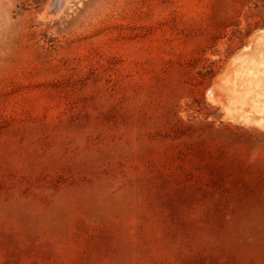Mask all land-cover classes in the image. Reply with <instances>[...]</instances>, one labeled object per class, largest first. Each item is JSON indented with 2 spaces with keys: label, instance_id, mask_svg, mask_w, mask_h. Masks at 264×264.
<instances>
[{
  "label": "rangeland",
  "instance_id": "rangeland-1",
  "mask_svg": "<svg viewBox=\"0 0 264 264\" xmlns=\"http://www.w3.org/2000/svg\"><path fill=\"white\" fill-rule=\"evenodd\" d=\"M48 1L0 0V264H264V122L208 91L264 0Z\"/></svg>",
  "mask_w": 264,
  "mask_h": 264
},
{
  "label": "bare ground",
  "instance_id": "bare-ground-1",
  "mask_svg": "<svg viewBox=\"0 0 264 264\" xmlns=\"http://www.w3.org/2000/svg\"><path fill=\"white\" fill-rule=\"evenodd\" d=\"M69 1L49 0L43 16L58 13ZM249 42L227 66V77L213 83L208 91L210 96L221 93L220 98L223 96L230 108L264 122V29L254 33Z\"/></svg>",
  "mask_w": 264,
  "mask_h": 264
}]
</instances>
